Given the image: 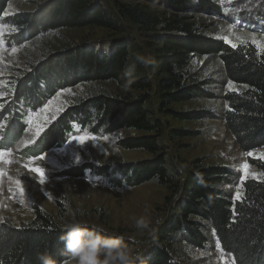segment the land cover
I'll list each match as a JSON object with an SVG mask.
<instances>
[{"label": "trees", "instance_id": "obj_1", "mask_svg": "<svg viewBox=\"0 0 264 264\" xmlns=\"http://www.w3.org/2000/svg\"><path fill=\"white\" fill-rule=\"evenodd\" d=\"M11 1L0 0V25ZM104 1L50 0L34 13H20L8 20L18 29L12 37L18 44L49 32L92 27L105 29L117 38L108 53L85 44L52 54L39 72L26 82L16 83L13 101L26 100L31 109L38 110L57 84L70 87L114 83L123 92L99 93L74 108L50 127L46 147L63 145L76 120L96 125V132L104 129L107 133L142 134L121 139L118 144L125 150H142L153 157L125 167L123 180L134 186L156 182L169 190L175 204L154 237L156 243L135 264H185L173 248L179 243L206 248L211 242L210 229L235 264H264V177L245 181L242 198L233 201L227 189L233 173L227 167L207 166L199 161L184 179L170 174L161 141L164 125L152 107L154 97L157 112L165 117L180 121L208 118L209 111L178 112L174 106L213 98L207 83L193 74L191 64L197 58L217 57L227 79L244 87L223 96L227 103L222 117L226 128L243 151L263 148L264 52L259 54L247 46L232 47L212 36L207 20L219 11L212 0H110L111 10L102 6ZM124 24L136 27L155 43L151 47V78L132 58L137 46L120 38L127 31ZM171 134L183 136L181 131ZM252 164L264 176V160H253ZM110 169L76 168L65 175L78 178L93 172L109 176ZM113 185L121 186V182ZM63 230L51 214L38 207L34 218L19 227L0 221V264H37L36 256L42 252L61 260L64 246L59 237ZM124 242L133 247L130 241Z\"/></svg>", "mask_w": 264, "mask_h": 264}, {"label": "rangeland", "instance_id": "obj_2", "mask_svg": "<svg viewBox=\"0 0 264 264\" xmlns=\"http://www.w3.org/2000/svg\"><path fill=\"white\" fill-rule=\"evenodd\" d=\"M48 1L12 0L1 20L0 221L7 220L19 227L34 218L38 207L51 214L62 226L76 220L130 241L135 264L156 243L154 237L175 204L169 190L156 182L134 186L123 180L125 169L153 157L142 150H125L118 144L121 139L142 134L134 131L107 133L104 129L96 132V125H84L76 120L71 123L72 132L63 145L46 147L50 127L74 108L99 93L117 95L123 92L114 83H80L70 87L57 84L55 91L38 110L31 109L26 100H21V103L13 101L16 83L26 82L39 72L52 54L85 44L101 53L114 49L111 42L117 38L105 29L95 27L49 32L23 44L12 41L18 29L8 20L20 13H34ZM212 1L219 6V11L207 20L211 35L225 42L231 40L237 46L251 47L262 54L264 0ZM102 4L107 10L113 7L110 0ZM125 26L127 31L120 38L137 46L132 58L138 68L143 67L149 74L151 47L155 43L136 27ZM253 41L259 43L260 48ZM191 70L207 83L206 89L213 98L195 99L174 108L178 112L209 111L208 118L180 121L165 117L157 112L154 97L152 100V107L164 125L161 141L167 152L166 169L184 179L195 170L194 166L199 161L207 166L227 167L233 173L227 189L233 201L239 200L244 193L245 181L262 180L264 177L252 164L253 160H264V147L243 151L222 119L227 109L223 96L228 92H240L244 87L227 79L217 57L197 58L192 62ZM154 91L153 84V95ZM172 131H181L183 136L173 137ZM77 138H83V144ZM42 156L44 159L40 158ZM88 167L111 168L110 175L100 176L93 172H86L78 178L65 175L69 170ZM32 168L44 169L45 182L41 183L42 178L31 171ZM117 181L121 186L113 185ZM237 193L239 199L236 198ZM140 219L144 220V225L138 227ZM209 232L211 242L206 248L179 243L173 248L176 257L185 264H235L233 258L222 250L214 231L210 229Z\"/></svg>", "mask_w": 264, "mask_h": 264}, {"label": "clouds", "instance_id": "obj_3", "mask_svg": "<svg viewBox=\"0 0 264 264\" xmlns=\"http://www.w3.org/2000/svg\"><path fill=\"white\" fill-rule=\"evenodd\" d=\"M144 220L137 221V226ZM59 240L63 244L62 259L57 261L49 253L36 256L37 264H133L132 250L121 236H109L102 230L74 220L63 226Z\"/></svg>", "mask_w": 264, "mask_h": 264}, {"label": "snow or ice", "instance_id": "obj_4", "mask_svg": "<svg viewBox=\"0 0 264 264\" xmlns=\"http://www.w3.org/2000/svg\"><path fill=\"white\" fill-rule=\"evenodd\" d=\"M232 47H236L237 45H235L234 43H232L231 40H228L227 41ZM253 43H256L257 44V47L260 48V44L257 43L256 41H253ZM81 144H83V138H77ZM41 159H44V157H40ZM247 168V166H245V169ZM31 171L37 173L42 179H41V183L45 182V172H44V169H41V168H32ZM237 199L240 198L239 196V193H237V196H236Z\"/></svg>", "mask_w": 264, "mask_h": 264}, {"label": "bare ground", "instance_id": "obj_5", "mask_svg": "<svg viewBox=\"0 0 264 264\" xmlns=\"http://www.w3.org/2000/svg\"><path fill=\"white\" fill-rule=\"evenodd\" d=\"M27 102V101H26Z\"/></svg>", "mask_w": 264, "mask_h": 264}]
</instances>
